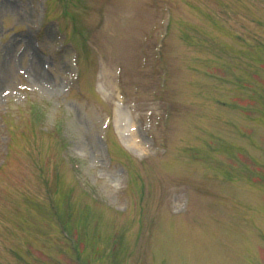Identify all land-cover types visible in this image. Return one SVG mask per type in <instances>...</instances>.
<instances>
[{"label":"rangeland","instance_id":"obj_1","mask_svg":"<svg viewBox=\"0 0 264 264\" xmlns=\"http://www.w3.org/2000/svg\"><path fill=\"white\" fill-rule=\"evenodd\" d=\"M63 4L0 0V264H264V0Z\"/></svg>","mask_w":264,"mask_h":264},{"label":"bare ground","instance_id":"obj_2","mask_svg":"<svg viewBox=\"0 0 264 264\" xmlns=\"http://www.w3.org/2000/svg\"><path fill=\"white\" fill-rule=\"evenodd\" d=\"M35 78L36 80L40 83V84H47L48 79L46 78L45 75L41 74L40 72L36 71L35 74ZM123 120L125 121V125L127 122L128 128L130 129L129 123H128V119L129 117H127L125 114H122ZM128 128L126 130H128ZM127 136L133 141V144H142V140L140 139V136H138L137 133H135L134 128H132V130H129V133L127 132Z\"/></svg>","mask_w":264,"mask_h":264}]
</instances>
